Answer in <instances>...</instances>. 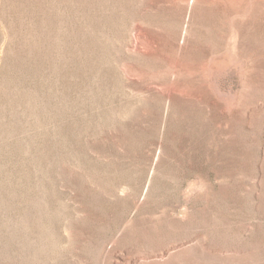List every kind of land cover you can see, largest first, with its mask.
I'll use <instances>...</instances> for the list:
<instances>
[{
  "label": "rangeland",
  "instance_id": "rangeland-1",
  "mask_svg": "<svg viewBox=\"0 0 264 264\" xmlns=\"http://www.w3.org/2000/svg\"><path fill=\"white\" fill-rule=\"evenodd\" d=\"M0 264H264V0H0Z\"/></svg>",
  "mask_w": 264,
  "mask_h": 264
}]
</instances>
